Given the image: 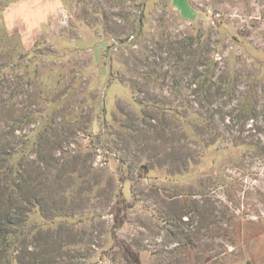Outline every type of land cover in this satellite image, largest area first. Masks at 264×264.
Segmentation results:
<instances>
[{"label": "rangeland", "instance_id": "1", "mask_svg": "<svg viewBox=\"0 0 264 264\" xmlns=\"http://www.w3.org/2000/svg\"><path fill=\"white\" fill-rule=\"evenodd\" d=\"M0 100L23 264H264V0H0Z\"/></svg>", "mask_w": 264, "mask_h": 264}, {"label": "trees", "instance_id": "2", "mask_svg": "<svg viewBox=\"0 0 264 264\" xmlns=\"http://www.w3.org/2000/svg\"><path fill=\"white\" fill-rule=\"evenodd\" d=\"M203 67L204 71L203 74L200 75V79L204 85L209 86L211 68L207 60H205ZM227 92H229L228 88ZM247 98V96L242 98L244 99V102L239 104L237 110L238 112L245 113L246 108H248L247 103L245 102ZM0 106H2L3 110L0 121L5 123V126H7L6 128H8V124L11 122V113L10 111H4L6 109L5 107H7V100H0ZM16 122L17 124L20 123L18 121ZM7 134L8 131H4V134L0 136V264H23V258L20 255V252H18L15 256H12L9 249L12 246L16 249L20 248L21 237L29 234V232H27L26 219L28 213H31V211L34 209V206L31 204L28 208L29 210L27 211L21 209L17 210L15 214L16 218H11V208L9 206L10 200H12V192L20 191L23 186L22 184H13V158L16 155L19 157L23 156L24 148L16 152L12 151V149L8 147L9 144L6 138ZM23 144L25 145L26 142H23ZM124 204L125 202L123 200L118 199L110 208V214L114 220L113 229H117L124 223L125 213L128 207ZM131 205L132 203L129 204V207ZM115 246L117 248H121V252L119 250L118 251L120 252V257L125 262V264H140L139 256L135 254L128 245L119 241H115Z\"/></svg>", "mask_w": 264, "mask_h": 264}, {"label": "crops", "instance_id": "3", "mask_svg": "<svg viewBox=\"0 0 264 264\" xmlns=\"http://www.w3.org/2000/svg\"><path fill=\"white\" fill-rule=\"evenodd\" d=\"M261 248H262V251L264 252V242L261 243ZM235 264H247V263L245 261H241Z\"/></svg>", "mask_w": 264, "mask_h": 264}, {"label": "built area", "instance_id": "4", "mask_svg": "<svg viewBox=\"0 0 264 264\" xmlns=\"http://www.w3.org/2000/svg\"><path fill=\"white\" fill-rule=\"evenodd\" d=\"M108 264H112V263H108Z\"/></svg>", "mask_w": 264, "mask_h": 264}]
</instances>
